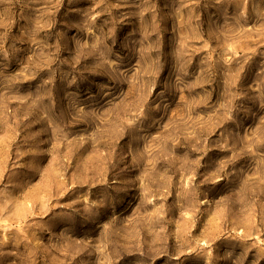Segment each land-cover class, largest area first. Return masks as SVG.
Here are the masks:
<instances>
[{"label":"rangeland","instance_id":"374dc122","mask_svg":"<svg viewBox=\"0 0 264 264\" xmlns=\"http://www.w3.org/2000/svg\"><path fill=\"white\" fill-rule=\"evenodd\" d=\"M0 264H264V0H0Z\"/></svg>","mask_w":264,"mask_h":264}]
</instances>
